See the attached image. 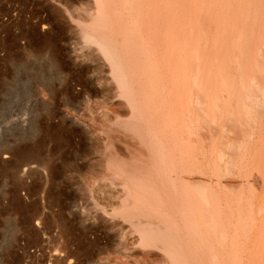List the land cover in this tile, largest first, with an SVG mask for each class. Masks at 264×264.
<instances>
[{"label": "rangeland", "instance_id": "1", "mask_svg": "<svg viewBox=\"0 0 264 264\" xmlns=\"http://www.w3.org/2000/svg\"><path fill=\"white\" fill-rule=\"evenodd\" d=\"M99 34L117 45L137 94L146 88L142 115L112 75L111 61L87 38L100 42ZM263 50L264 0H0V264H181L165 247L143 242L142 228L165 229L176 222L183 227L178 209L188 184L194 181L192 191L199 183L216 186L219 150L249 139L244 133L251 123L242 107L250 104L251 79L259 77L264 86ZM137 54L146 64L141 59L139 64ZM175 121L177 133L169 127L170 133L168 124ZM154 134L166 149L172 147L167 151L177 158L176 166L186 163L183 170L174 166L170 176L160 166ZM255 147L263 159L264 138ZM237 152L227 151L231 171H239ZM147 171L154 172L155 188ZM225 175L219 178L223 185L246 187L245 177ZM256 179L254 190L264 188ZM133 213L147 215L130 219Z\"/></svg>", "mask_w": 264, "mask_h": 264}, {"label": "bare ground", "instance_id": "2", "mask_svg": "<svg viewBox=\"0 0 264 264\" xmlns=\"http://www.w3.org/2000/svg\"><path fill=\"white\" fill-rule=\"evenodd\" d=\"M105 1V0H104ZM126 1V0H125ZM191 1V0H190ZM98 2V0H97ZM100 2V0H99ZM134 2V1H133ZM189 2V1H188ZM113 3V2H112ZM196 3V2H195ZM129 5V4H128ZM189 7V6H187ZM258 7V6H257ZM105 8V7H104ZM103 8V9H104ZM197 8V7H196ZM191 9V8H190ZM255 9V8H254ZM254 12V11H253ZM185 15V14H184ZM260 15V14H259ZM99 20V19H98ZM110 21V20H109ZM191 21V20H190ZM189 21V22H190ZM256 22V21H255ZM181 24V22L179 23ZM109 25V24H108ZM193 26V25H191ZM109 28V27H108ZM188 28V27H187ZM105 29V28H103ZM192 30V29H191ZM102 31V30H101ZM106 31V30H105ZM197 31V29H196ZM186 32V31H185ZM109 32L107 31V34ZM131 33V32H130ZM88 34V33H87ZM95 35V33H92ZM128 34V33H127ZM98 35V34H97ZM100 35V34H99ZM131 35V34H130ZM130 35H127V36H130ZM184 35V34H183ZM198 35V34H197ZM100 39L101 40L100 42H96L95 39L91 36H87V38L91 41H94L97 45H99L101 51L104 53V55H106L108 57V59L111 61L114 69H115V72L116 74H112V75H116V79H118V82L120 83V85L122 86L123 90H125V92L123 93H126L129 98H128V101L130 103V105L132 106L133 110H136L138 111V114L139 115H142V109L146 106L145 104V101H142V90H146V88H143L141 90V94H137V91H135L134 89V86H133V80L132 78L130 79V74L127 75L126 74V60L125 58L121 57V54L120 52L116 49L118 48L117 45H113L112 42H110V39L109 37L106 35V34H102L100 35ZM192 36V35H191ZM206 36V34H205ZM99 36H95V38L98 39ZM190 37V36H189ZM131 38V36H130ZM85 39V38H84ZM98 40V41H99ZM260 40V39H259ZM133 40H131V45ZM199 41V40H198ZM261 42V41H260ZM136 43V41H135ZM133 43V45L135 44ZM186 43V41H185ZM190 43V42H189ZM218 43V42H217ZM216 43V44H217ZM138 44V43H137ZM140 44V43H139ZM93 45V44H92ZM132 45V46H133ZM186 45V44H184ZM204 45V44H203ZM207 45V44H206ZM217 46V45H216ZM221 46V45H220ZM255 46V45H254ZM116 47V48H115ZM140 47V46H139ZM247 47V46H246ZM262 47V46H261ZM132 48V47H130ZM137 48H138V45H137ZM255 48V47H254ZM140 49V48H139ZM262 49V48H261ZM132 50H134V48H132ZM142 50V48L140 49ZM189 50V49H188ZM218 51L220 50L217 49ZM135 51H136V46H135ZM260 51V50H259ZM264 51V50H263ZM134 52V51H133ZM132 52V53H133ZM138 52V50L136 51V53ZM141 52V51H140ZM182 52V50H181ZM129 54V52H127ZM131 53V54H132ZM139 53V52H138ZM142 53V52H141ZM140 53V55H142ZM191 54V52H189ZM135 54V53H134ZM182 54H184L182 52ZM139 55V56H140ZM135 56V55H134ZM138 54H137V57H139ZM185 56V55H184ZM258 57V54L256 55ZM132 57V56H130ZM136 57V58H137ZM203 57V56H202ZM212 57V56H210ZM134 59H136L135 57H133ZM149 58V57H148ZM133 59V60H134ZM143 58H138L139 60V64L141 65V60ZM198 59V58H197ZM209 59V57H208ZM207 59V60H208ZM212 59V58H211ZM216 59V58H215ZM253 59V58H252ZM259 59V58H258ZM196 60V59H195ZM194 60V61H195ZM214 60V58L212 59ZM257 60V59H256ZM191 61V60H190ZM136 62V61H135ZM149 62V61H148ZM212 62V61H211ZM132 63V62H131ZM142 63L143 64H146L143 62L142 60ZM151 65H153V63H151V61L149 62ZM221 63V62H220ZM260 63V62H259ZM136 64V63H135ZM257 64H258V60H257ZM138 65V66H140ZM157 65V64H156ZM143 66V65H142ZM155 66V65H154ZM148 67L150 69H154L153 73H154V77H156L157 75V67ZM262 67V66H261ZM138 68V67H137ZM146 68L148 71L150 69ZM159 69V68H158ZM142 70H143V67H142ZM145 70V69H144ZM184 70V69H183ZM256 70V69H255ZM260 70V69H259ZM254 71V69H253ZM204 72V71H203ZM132 73V72H131ZM156 73V74H155ZM207 73V72H206ZM221 73V72H220ZM259 73V72H257ZM159 74V73H158ZM209 74V73H207ZM133 75V74H132ZM131 75V76H132ZM224 75V74H223ZM256 75V74H255ZM260 75V74H259ZM158 76V75H157ZM210 77V75H208ZM173 77V75H172ZM184 77V75H183ZM261 77V76H260ZM142 78V77H141ZM174 79V78H173ZM178 79H179V76H178ZM183 79V78H182ZM181 79V80H182ZM198 79V78H197ZM201 79V78H200ZM140 80V78L138 79ZM143 80V79H142ZM155 80H158L157 78ZM159 80L160 77H159ZM190 80V79H189ZM251 84H252V87H251V93H249L248 95V101L250 102L249 105H243L242 107V110L244 111V114L245 115V119L248 118V120L250 121L251 123V126L248 128L250 129V132L249 134H246L244 133L245 135H248L249 139H246V137H242V140L239 141L237 144H233V143H228L225 145V149L220 151V157L218 156L217 154V157L215 156L214 159L218 158L217 160H220V162L224 164V171H222V166L216 162V159H215V162H216V165H217V168H215V172L214 169H213V165L211 166L208 165V168L210 170V172L212 171L213 174H215V176L217 177L218 179V183L216 184V186L212 185V184H201L199 182V184H197L198 188L195 186L194 188H196V190L194 189V191L190 190V187L193 186V184L195 185L194 181L192 180L193 184L190 182L191 186L188 184L187 188L189 191H186V194L184 196V205H183V208L182 209H178V214H180L179 216L182 217V218H178V219H181L180 222L181 223H184L183 224V227L179 224L174 223L172 225V227H166L165 229H160V228H157L155 229L152 224H148L150 226L148 227H144L142 228V231L144 232V234L142 235L143 238H142V241L145 242L147 245H150V246H163L165 247L169 253L173 256H175L176 258V261L177 263H181V264H264V199L261 200V197L264 195V188H260L258 190H254V187L255 184L254 182L256 183L258 180L256 178H260L263 182L262 185H264V166L260 168V165L264 162V158L262 159H259V151L257 150H260V149H256L255 150V146L257 144V142H260L263 140L264 138V86L262 85V82L261 80L259 79V77L255 76L253 79H251ZM201 81V80H200ZM206 81V80H205ZM212 81V80H211ZM264 81V80H263ZM153 81H150V83H152ZM157 82H160V81H157ZM167 82L166 79L165 81L161 82V85L163 83ZM142 83V81H141ZM175 83V82H174ZM182 83V82H181ZM196 83V82H195ZM147 84V82H146ZM166 84V83H165ZM171 84V82H170ZM139 85H140V81H139ZM142 85V84H141ZM196 85V84H195ZM194 85V86H195ZM200 85V84H199ZM205 85V83L203 84ZM216 85V84H215ZM218 85V84H217ZM156 86V85H155ZM160 86V85H158ZM170 87H172V85H169ZM140 87V86H139ZM149 87V86H148ZM192 87V86H191ZM197 87V86H196ZM204 87V86H203ZM216 88V87H215ZM162 89V88H161ZM166 90V88H163ZM173 89V87H172ZM177 89V88H176ZM203 91L201 92L202 95L204 96H207L206 93L204 94V88H202ZM156 90V88H155ZM160 90V88H159ZM174 90V89H173ZM185 90V89H184ZM183 90V91H184ZM197 90V89H196ZM217 90V89H216ZM151 91V90H150ZM172 91V90H170ZM243 91V90H242ZM148 92V91H147ZM158 92V91H157ZM161 94H162V90L160 91ZM167 92V91H166ZM212 92V91H211ZM217 92V91H216ZM146 93V92H145ZM169 93V92H168ZM172 93V92H170ZM177 93V92H176ZM200 93V94H201ZM147 94V93H146ZM152 94V93H151ZM160 93L158 92L157 93V99H159V95ZM180 94V93H179ZM153 95V94H152ZM150 95L151 97L155 98L154 96ZM166 95V94H165ZM216 95V94H215ZM148 96V95H147ZM150 96L148 97L149 100H150ZM182 96V95H181ZM161 97H164L161 96ZM170 97L173 98V93L170 94ZM169 97V98H170ZM200 97V96H198ZM216 97V96H215ZM144 98V97H143ZM209 98V97H208ZM220 98V97H219ZM156 99V98H155ZM153 99V100H155ZM165 99V97H164ZM204 99V97H202V100ZM218 100V97L216 98ZM145 100V99H144ZM221 100V99H220ZM158 100H156L157 102ZM161 101V100H160ZM158 101V102H160ZM166 101V100H165ZM169 101V100H168ZM172 101V99H171ZM169 101V102H171ZM207 101V100H206ZM214 101V100H213ZM239 101V100H238ZM148 102V101H147ZM146 102V103H147ZM155 103V101H153ZM216 102H219L216 101ZM167 103V102H165ZM182 103V102H181ZM203 102L201 101V104ZM213 103V102H212ZM160 104V103H159ZM170 103H167V105H169ZM184 104V103H182ZM220 104V103H219ZM221 104H222V101H221ZM156 105V103H155ZM158 105V104H157ZM166 105V104H165ZM171 105V104H170ZM130 106V107H131ZM201 106H204V105H201ZM149 107H150V102H149ZM152 109L150 108V110H154L153 109V106L151 105ZM165 107V106H164ZM188 107V106H187ZM203 108V107H202ZM217 110L218 109V106L216 107ZM222 108V107H221ZM227 108V107H226ZM145 109V108H144ZM189 109V108H188ZM215 109V108H214ZM157 110H159L157 108ZM145 111V110H144ZM208 111V109H207ZM216 111V110H215ZM155 113V111H152ZM151 112V113H152ZM189 112H192V110ZM217 112V111H216ZM242 112V111H241ZM135 113V112H134ZM134 113H132V115H134ZM145 113V112H144ZM152 113V114H154ZM183 113V112H182ZM187 113V112H186ZM185 113V114H186ZM206 114L208 112H205ZM215 113V112H214ZM218 113V112H217ZM216 113V114H217ZM147 114V113H146ZM158 114V112H157ZM160 114V113H159ZM163 114V113H162ZM215 114V115H216ZM136 117H133V121L135 123V121H137L138 117H137V114H135ZM134 115V116H135ZM175 115V114H174ZM193 115V113H192ZM199 115V114H198ZM197 114L195 115L196 117H199ZM236 115V114H235ZM147 116V115H145ZM162 115L160 114L159 117H161ZM164 116V114H163ZM162 116V117H163ZM187 116V114L185 115ZM190 116V115H188ZM194 116V115H193ZM205 116V115H204ZM207 116V115H206ZM220 116V114H219ZM218 116V117H219ZM247 116V117H246ZM132 117V116H131ZM153 117V116H152ZM158 117V115H157ZM159 117H158V120H159ZM195 117V118H196ZM201 117V116H200ZM199 117V118H200ZM213 117V116H212ZM216 117V116H215ZM217 117V118H218ZM243 116H241L240 118H242ZM180 118V122H182L181 120V117H179V114H178V119ZM194 118V119H195ZM208 118V117H207ZM206 118V119H207ZM148 119V118H145V120ZM164 119V117L162 118ZM188 119V118H187ZM201 119V118H200ZM198 119V120H200ZM209 119V118H208ZM216 119V118H215ZM215 119H212V122L214 121L215 122ZM244 119V118H243ZM242 119V120H243ZM176 120V119H175ZM205 120V119H204ZM217 120V119H216ZM149 121V120H147ZM165 121V120H164ZM193 121V119H192ZM195 121V120H194ZM206 121V120H205ZM211 121V120H210ZM123 122V121H122ZM138 122V121H137ZM154 122H156L154 120ZM153 122V123H154ZM167 122V121H166ZM165 122V123H166ZM219 122V121H218ZM248 122V121H247ZM159 123V121H158ZM168 123V122H167ZM171 123V122H170ZM176 124H173L171 123V125L173 124V127L170 126V124H168L169 126L167 127L168 130H169V127L171 129L175 128V126L177 125V121H175ZM192 123V122H191ZM200 123V121H199ZM199 123L198 126H199ZM217 123V121H216ZM223 123V122H222ZM126 124H129V122ZM183 124V122L181 123ZM181 124H180V128L184 127L182 126L181 127ZM218 124V123H217ZM242 124H246V122H242ZM119 125V124H118ZM139 125V124H138ZM137 125V126H138ZM150 125V123H149ZM148 125V126H149ZM156 125L155 127H158L157 124H154ZM167 125V124H166ZM179 125V124H178ZM188 125V124H187ZM193 125V123H192ZM195 125V124H194ZM202 125V124H201ZM200 125V126H201ZM219 126L221 125V123L218 124ZM162 126V125H161ZM186 126V125H185ZM191 126V125H190ZM197 126V125H196ZM223 126V125H222ZM239 126V125H238ZM237 126V127H238ZM245 126V125H244ZM122 127V126H121ZM125 127V125H124ZM136 127V126H135ZM139 127V126H138ZM137 128V130L141 129L139 127V129ZM188 127V126H187ZM193 127V126H192ZM203 127V126H202ZM201 127V128H202ZM211 127V126H210ZM126 128V127H125ZM124 128V129H125ZM133 128V126H132ZM134 128V129H136ZM178 128V127H177ZM185 128V127H184ZM197 128V127H196ZM200 128V129H201ZM215 128V127H214ZM224 128V127H223ZM230 128V127H229ZM121 129V128H120ZM155 129H158V128H155ZM160 129V128H159ZM162 129V128H161ZM170 129V130H171ZM207 129V127H206ZM213 129V127L211 128ZM218 129V128H217ZM222 129V128H221ZM246 129V128H245ZM126 130V129H125ZM169 130V132H170ZM175 130V129H173ZM180 130V129H178ZM184 130V129H183ZM183 130L181 129L180 131L183 132ZM193 130V129H192ZM237 130V128H236ZM131 131H134V130H131ZM141 131V130H140ZM145 131V129H144ZM143 131V132H144ZM155 130L152 129V132H154ZM165 131V130H164ZM176 131V130H175ZM174 131V133H175ZM179 131V132H180ZM201 131V130H200ZM198 131V132H200ZM218 131V130H217ZM239 131V130H238ZM241 131V130H240ZM246 131V130H245ZM159 132V131H158ZM163 132V131H162ZM181 132V133H182ZM211 132V131H210ZM215 132V131H214ZM221 132V131H220ZM226 132V131H225ZM235 132V131H234ZM248 132V131H246ZM137 133V132H136ZM139 133V132H138ZM156 133V132H155ZM172 133V132H170ZM177 133V131H176ZM175 133V134H176ZM186 133V132H185ZM193 133V132H192ZM191 133V134H192ZM195 133V132H194ZM216 133V132H215ZM243 133V132H242ZM133 134V132H132ZM160 134V133H159ZM163 134H165L163 132ZM168 134V133H167ZM184 134V133H183ZM187 134V133H186ZM185 134V135H186ZM190 134V135H191ZM196 134V133H195ZM220 134V133H219ZM218 134V136H219ZM223 134V133H222ZM229 134V133H228ZM178 135H181V134H178ZM177 135V136H178ZM212 135V133H211ZM224 135H227V133ZM223 135V136H224ZM165 136V135H164ZM167 136V139L169 138L168 135ZM170 136V134H169ZM174 136V135H173ZM188 136V135H187ZM187 136H183V137H187ZM194 136V135H193ZM222 136V137H223ZM151 137V136H150ZM154 138H152L155 142V144L157 145V150L156 152H160V156L157 155V157H160V161L161 164L160 166H164L166 169L167 168V172L168 174L170 175L169 171L172 172L173 171V167L176 166V160L177 158H174V154L173 156L167 151V149L169 148L165 147V145L162 143L161 139L158 137V135L154 134L153 136ZM172 137V136H171ZM220 137V136H219ZM192 138V137H191ZM208 138V137H207ZM228 138V137H227ZM166 139V138H165ZM166 139V140H167ZM179 139L182 141V135H181V138H178V141ZM188 139V138H187ZM211 139V138H210ZM216 139V138H215ZM214 139V140H215ZM220 138H218L219 140ZM223 139V138H222ZM144 140V139H142ZM146 140H148L149 142V139L146 138ZM170 140V139H169ZM175 140V139H174ZM177 140V139H176ZM191 140V139H190ZM217 140V141H218ZM234 140V139H233ZM231 140V141H233ZM237 140V139H236ZM164 141V140H163ZM168 141V140H167ZM180 141V142H181ZM189 141V140H188ZM193 141V140H192ZM197 141V140H196ZM224 141V140H223ZM235 141V140H234ZM143 142V141H142ZM169 142V141H168ZM177 142V141H176ZM185 143V141H183ZM207 142V141H206ZM149 143H152V142H149ZM170 143V142H169ZM175 143V142H174ZM218 143V142H217ZM222 143V142H221ZM221 143H220V147H221ZM226 143V142H225ZM148 144V143H147ZM186 144V143H185ZM188 144V142H187ZM259 144V143H258ZM153 145V144H152ZM179 145V144H178ZM190 145V143H189ZM197 145H198V142H197ZM217 145V144H215ZM168 146V145H167ZM181 146V145H180ZM180 146H179V152L182 151L180 150ZM184 147H186L185 145H183ZM201 146V145H200ZM194 147V146H193ZM219 147V148H220ZM154 148V146H153ZM172 148V147H171ZM171 148L169 150H171ZM189 148V147H187ZM218 148V147H217ZM223 148V147H222ZM156 149V147L154 148ZM175 149V147H174ZM186 148H184L185 150ZM197 149V148H196ZM215 149V148H214ZM237 150V154H239L238 156V159L237 160L238 162L235 164L236 168L239 170V171H231L229 169L230 167V161L226 158H228V154H227V151L228 150ZM152 150V149H151ZM176 150V149H175ZM187 150V149H186ZM217 150V149H216ZM153 151V150H152ZM190 151V150H189ZM188 151V154L192 153V152H189ZM192 151V149H191ZM155 152V153H156ZM172 152V151H171ZM183 152V151H182ZM181 152V153H182ZM187 152V151H186ZM186 152H183L186 153ZM216 152V151H215ZM174 153V151L172 152ZM176 153V152H175ZM180 153V154H181ZM197 153V152H196ZM194 152V154H196ZM218 153V152H217ZM230 153V152H229ZM233 153V152H232ZM179 154V153H178ZM192 154V155H194ZM216 154V153H215ZM182 155V154H181ZM196 156V155H195ZM232 156V155H231ZM176 157V156H175ZM178 157V156H177ZM193 157V156H192ZM191 154H190V160H191ZM197 157V156H196ZM155 158V157H154ZM180 158V157H179ZM210 158V156H209ZM213 158V157H212ZM230 159L232 157H229ZM156 159V158H155ZM158 159V158H157ZM196 159V158H195ZM194 159V160H195ZM180 160H182V158H180ZM228 160V161H226ZM232 160H235V159H232ZM184 160H182L183 162ZM193 161V160H192ZM210 159L208 160V163ZM212 161V160H211ZM185 162V161H184ZM183 162V163H184ZM147 163V162H146ZM158 163V162H157ZM189 164V161L187 162ZM194 163V162H192ZM196 163V162H195ZM207 163V164H208ZM214 163V161H213ZM231 163H233L231 161ZM151 163H149V166ZM177 164H180V163H177ZM186 164V163H185ZM180 164V168L183 170V166H185ZM198 166H200L201 164H199L197 162ZM222 164V165H223ZM234 164V163H233ZM110 165V164H109ZM153 166V165H152ZM176 166V167H178ZM188 166V165H187ZM143 167V166H142ZM159 167V166H158ZM171 170H169V168H171ZM176 167H175V170H176ZM178 167V168H179ZM190 166H188L189 168ZM202 167V165H201ZM152 167H150L151 169ZM163 168V167H161ZM187 168V167H186ZM195 168L194 166L192 167V169ZM232 168V167H231ZM235 168V167H234ZM235 168V170H236ZM197 169V168H195ZM202 171H200V168H199V173L203 172V168H201ZM152 170H155V169H152ZM179 170V169H178ZM190 170V169H189ZM206 170V169H205ZM208 170V171H209ZM151 171V170H150ZM150 171H147V175H148V182L150 184H152V186L155 184H153V182L155 183L156 181L154 180V177L153 176V173L154 172H150ZM177 171V170H176ZM181 171V170H180ZM192 171V170H191ZM197 171V172H198ZM156 172V171H155ZM163 171H158V173H162ZM166 172V170H165ZM179 172V171H178ZM193 172V171H192ZM209 172V173H210ZM211 172V173H212ZM157 173V172H156ZM195 173V172H194ZM230 175L229 177H237V176H243L245 177V179H247V185L246 187L244 186H241L239 188V190H236V186H228V184L226 185L225 181L223 185L222 184V181L219 180V178L221 179L222 177H227L225 174ZM257 174V177L255 178L257 181H255L254 177L255 175ZM166 174V177L169 175ZM176 174V173H175ZM174 174V175H175ZM146 175V176H147ZM181 175V172L178 174V176ZM205 175V174H204ZM153 176V178H152ZM157 176V175H156ZM165 176V175H164ZM171 176V175H170ZM184 176V175H183ZM196 176H200V175H196ZM203 176V175H202ZM214 176V177H215ZM180 177V176H179ZM170 178V182L172 181V177H169ZM177 179V177H175ZM197 178V177H196ZM238 178V177H237ZM158 179V178H157ZM164 179V178H163ZM185 179V178H184ZM183 179V180H184ZM194 179V178H193ZM198 179V178H197ZM216 179V180H217ZM236 179V178H235ZM182 177H181V184H182ZM187 180V179H186ZM200 180V179H199ZM238 179H236L237 181ZM131 181V179H130ZM168 181V180H167ZM169 181H168V184H169ZM177 181V180H176ZM179 181V180H178ZM177 181V182H178ZM190 181V180H189ZM198 181V180H197ZM212 181V180H211ZM235 181V182H236ZM129 182V181H128ZM201 182V181H200ZM228 182V180H227ZM235 182H232V183H235ZM246 182V181H245ZM253 182V183H252ZM259 182V181H258ZM258 182H257V185H258ZM132 183V182H131ZM159 183V180L158 182ZM156 183V184H157ZM161 183V182H160ZM167 183V182H166ZM165 183V184H166ZM174 183V182H173ZM240 183V182H239ZM244 183V182H243ZM143 184V183H142ZM162 184V183H161ZM167 184V185H168ZM178 184V183H177ZM238 184V183H237ZM135 185V184H134ZM167 185L165 186L167 188ZM170 185V184H169ZM168 185V186H169ZM245 185V183H244ZM136 186H138L136 184ZM153 186V188H155ZM159 187V185H157ZM176 186V184H175ZM178 186V185H177ZM171 187V185H170ZM168 187V188H170ZM260 187V186H259ZM161 190H164L162 189L163 187H159ZM168 188L166 189V191L168 190ZM182 188V186H181ZM172 189V187L170 188ZM179 189V188H178ZM176 189V190H178ZM173 190V189H172ZM182 190V189H181ZM165 191V192H166ZM169 191V190H168ZM167 191V192H168ZM174 191V190H173ZM173 191H170L171 194L167 195L170 197H172V195L174 194ZM173 192V193H172ZM176 192V191H175ZM148 193V192H147ZM169 193V192H168ZM177 193V192H176ZM181 193V192H180ZM146 194V193H145ZM144 194V196H145ZM162 195V194H161ZM181 196V194H180ZM165 196L162 195V197H160V200L165 202L166 198L163 199ZM168 197V198H169ZM170 197V198H171ZM174 197V196H173ZM172 197V199H173ZM150 198V197H149ZM177 197H175L176 199ZM178 200V199H177ZM172 201V200H171ZM174 202V201H173ZM178 202V201H176ZM174 202V203H176ZM165 204V203H164ZM166 204H168V206L171 204L169 203L168 201L166 202ZM174 205V204H173ZM176 205V204H175ZM177 205H179L177 203ZM176 205V206H177ZM166 209H168L166 206H165ZM180 208V206L178 207ZM199 209V214L197 213V210L196 209ZM136 211V210H134ZM172 211V210H171ZM162 212V211H161ZM175 212V211H174ZM168 213V212H167ZM170 213V211H169ZM150 215V213H148ZM157 214V213H156ZM173 214V213H171ZM176 215L177 212L175 213ZM173 214L171 218H173V216L175 215ZM145 216L147 215L146 213H143V214H136V213H133V214H130V219L132 218H137V216ZM175 215V216H176ZM169 217V216H168ZM175 218V217H174ZM173 218V222L176 221L174 220ZM177 218V217H176ZM156 220V219H155ZM149 221V220H148ZM154 221V220H153ZM162 221V220H161ZM164 221V220H163ZM134 223V222H133ZM135 224V223H134ZM140 224V223H138ZM163 224V223H162ZM169 224V222H166V225ZM137 225V224H136ZM144 225V224H142ZM147 225V224H146ZM145 226V225H144ZM162 226V225H161ZM140 227V226H139ZM165 227V226H163ZM137 228V227H136ZM138 229V228H137ZM141 236V235H140ZM201 237L199 238V242L196 240L197 237ZM140 238V239H141ZM166 250V251H167ZM165 251V250H164ZM168 255V253H167ZM170 257V256H169ZM187 257H188V260H187ZM190 262V263H189ZM176 264V263H175Z\"/></svg>", "mask_w": 264, "mask_h": 264}]
</instances>
